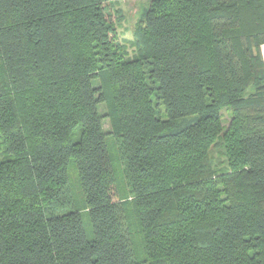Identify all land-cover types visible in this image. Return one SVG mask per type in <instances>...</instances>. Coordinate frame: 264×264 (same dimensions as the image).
Masks as SVG:
<instances>
[{
  "label": "trees",
  "instance_id": "1",
  "mask_svg": "<svg viewBox=\"0 0 264 264\" xmlns=\"http://www.w3.org/2000/svg\"><path fill=\"white\" fill-rule=\"evenodd\" d=\"M113 1L0 0V264H264V0Z\"/></svg>",
  "mask_w": 264,
  "mask_h": 264
},
{
  "label": "rangeland",
  "instance_id": "2",
  "mask_svg": "<svg viewBox=\"0 0 264 264\" xmlns=\"http://www.w3.org/2000/svg\"><path fill=\"white\" fill-rule=\"evenodd\" d=\"M150 2L151 0H114L111 4L113 12L116 17L119 40L122 41L129 48L130 52L133 51V46L131 44V41L134 37V29L136 23L138 19L141 18L143 9L147 8L150 5ZM223 111H227V110L224 109ZM158 113L163 118H166V112L163 105L158 106ZM104 122H105V127L108 128L109 121L106 119L104 120ZM224 123L227 124V122ZM110 152H111V156L114 159L116 173L120 180L121 190H123V188L126 187V184L123 183V181L121 180L123 173L121 171L122 167L118 159L119 152H118V148L113 143L110 146ZM71 176L73 178L75 177V171L73 169H71ZM129 210H130V215L132 214V221L134 223L135 213L132 205H129ZM83 222L88 238L92 239L93 230L89 216L86 212L83 215Z\"/></svg>",
  "mask_w": 264,
  "mask_h": 264
},
{
  "label": "crops",
  "instance_id": "3",
  "mask_svg": "<svg viewBox=\"0 0 264 264\" xmlns=\"http://www.w3.org/2000/svg\"><path fill=\"white\" fill-rule=\"evenodd\" d=\"M262 53H263V56H264V45L262 46Z\"/></svg>",
  "mask_w": 264,
  "mask_h": 264
}]
</instances>
